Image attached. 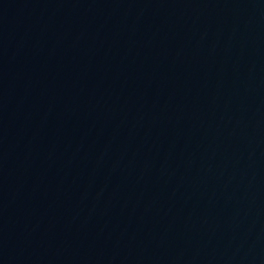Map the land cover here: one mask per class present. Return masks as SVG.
I'll return each instance as SVG.
<instances>
[{"label":"water","instance_id":"95a60500","mask_svg":"<svg viewBox=\"0 0 264 264\" xmlns=\"http://www.w3.org/2000/svg\"><path fill=\"white\" fill-rule=\"evenodd\" d=\"M0 264H264V0H0Z\"/></svg>","mask_w":264,"mask_h":264}]
</instances>
